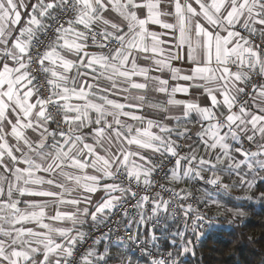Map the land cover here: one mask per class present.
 Here are the masks:
<instances>
[{
    "label": "snow or ice",
    "instance_id": "obj_1",
    "mask_svg": "<svg viewBox=\"0 0 264 264\" xmlns=\"http://www.w3.org/2000/svg\"><path fill=\"white\" fill-rule=\"evenodd\" d=\"M253 204L264 0H0V264H204Z\"/></svg>",
    "mask_w": 264,
    "mask_h": 264
},
{
    "label": "trees",
    "instance_id": "obj_2",
    "mask_svg": "<svg viewBox=\"0 0 264 264\" xmlns=\"http://www.w3.org/2000/svg\"><path fill=\"white\" fill-rule=\"evenodd\" d=\"M247 210L250 218L246 227L232 229L225 223L220 233L206 236L202 243L204 264H260L261 257L256 248L261 246L250 245L248 237L260 236L261 230L256 225L264 219V205L253 204Z\"/></svg>",
    "mask_w": 264,
    "mask_h": 264
},
{
    "label": "clouds",
    "instance_id": "obj_3",
    "mask_svg": "<svg viewBox=\"0 0 264 264\" xmlns=\"http://www.w3.org/2000/svg\"><path fill=\"white\" fill-rule=\"evenodd\" d=\"M250 215V214H249Z\"/></svg>",
    "mask_w": 264,
    "mask_h": 264
}]
</instances>
